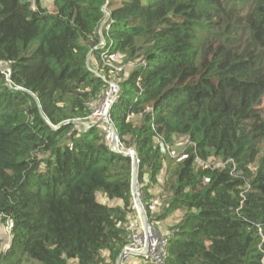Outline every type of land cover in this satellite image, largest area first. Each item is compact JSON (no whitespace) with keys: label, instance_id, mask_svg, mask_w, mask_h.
I'll return each instance as SVG.
<instances>
[{"label":"trees","instance_id":"16d2710c","mask_svg":"<svg viewBox=\"0 0 264 264\" xmlns=\"http://www.w3.org/2000/svg\"><path fill=\"white\" fill-rule=\"evenodd\" d=\"M35 3L0 0V264H117L129 149L149 224L183 212L161 232L165 264H264V0ZM119 54L137 64L109 109L116 150L106 122H85Z\"/></svg>","mask_w":264,"mask_h":264},{"label":"built area","instance_id":"2783aa9c","mask_svg":"<svg viewBox=\"0 0 264 264\" xmlns=\"http://www.w3.org/2000/svg\"><path fill=\"white\" fill-rule=\"evenodd\" d=\"M0 71L5 75L6 84L11 87L12 84L9 78L10 69L7 66L0 65ZM119 92V84L109 81L105 94L103 95L102 99L92 107V112L87 118L102 120L109 125V122H111L109 109L111 103L117 97ZM110 130L111 137L114 135L116 139V146H112V148L119 150L121 144L119 142L118 135L116 132H112L111 127ZM127 152L133 154L131 149H129ZM219 165L222 166L223 164L221 163ZM133 208L136 212L132 216V220H129L126 224V228L128 230V242L121 249L117 258V264H125L132 255L141 256L145 261H151L154 262V264H165L168 255V234L157 231L149 223L144 226L134 203ZM12 227L13 221L11 219H4L2 216H0V253L3 252L9 245L12 237Z\"/></svg>","mask_w":264,"mask_h":264},{"label":"rangeland","instance_id":"374dc122","mask_svg":"<svg viewBox=\"0 0 264 264\" xmlns=\"http://www.w3.org/2000/svg\"><path fill=\"white\" fill-rule=\"evenodd\" d=\"M36 0H32V8H36ZM41 5L43 7H46L50 12L53 11V5H52V0H41ZM106 26V20L102 22V26L101 28L99 27V34L104 30V27ZM103 39L102 42L98 44L97 48H101L104 43H103ZM114 61H110L107 62V66L110 68L109 69V81L111 82H115L117 84H119L120 78H124L127 73L132 70V68L137 64L136 60L134 61H130V62H125L123 60V56L121 54L114 56L113 57ZM96 62L95 60L92 59L91 55H89V60H88V66L91 67L95 72H97L98 67H96ZM98 103V102H97ZM97 103H93L94 105H96ZM135 121L139 120V116H135L133 117ZM87 122H93V119H86ZM109 137V136H108ZM109 139L111 140V137H109ZM185 142L183 139H179L176 143H174L169 149L171 154L176 157V156H180L182 155V152L185 148ZM164 150V148H163ZM100 199H103L102 197H100ZM164 196L162 195H157L156 196V207L155 209L158 210L160 212L161 210V206L162 204H164ZM182 211L178 210L176 211L173 215L168 216L165 220H163L161 223L160 222H156L154 224L155 228H157V231L161 232L160 230H166L169 229V227H171L172 225H174L182 216ZM167 225H165L164 224ZM132 262H138L139 264H143L145 263V260H143V258H138L133 256L131 258ZM31 264H34L33 262ZM129 264V263H128Z\"/></svg>","mask_w":264,"mask_h":264},{"label":"water","instance_id":"95a60500","mask_svg":"<svg viewBox=\"0 0 264 264\" xmlns=\"http://www.w3.org/2000/svg\"><path fill=\"white\" fill-rule=\"evenodd\" d=\"M102 122V120H99ZM109 125L111 126L112 132L115 133V129L111 122H109ZM116 146V139L114 135L111 137V147ZM125 154L129 155L132 159V173H131V193H132V199L133 203L137 208V211L139 213L141 222L144 226H146L149 221L147 219L145 209L140 201V196L138 195V185H137V160L134 156V154H131L129 152H125Z\"/></svg>","mask_w":264,"mask_h":264},{"label":"crops","instance_id":"0c3cea01","mask_svg":"<svg viewBox=\"0 0 264 264\" xmlns=\"http://www.w3.org/2000/svg\"><path fill=\"white\" fill-rule=\"evenodd\" d=\"M162 182V179H160V181H159V183H161ZM158 190H160V186L159 187H157L156 189H154V191H158ZM118 203V201L117 200H113L112 202H111V204H117ZM164 224H165V222H164ZM166 225V224H165ZM167 226V225H166ZM161 232H166V230H160ZM131 264H139L138 262H132L131 261Z\"/></svg>","mask_w":264,"mask_h":264},{"label":"clouds","instance_id":"9594fccd","mask_svg":"<svg viewBox=\"0 0 264 264\" xmlns=\"http://www.w3.org/2000/svg\"><path fill=\"white\" fill-rule=\"evenodd\" d=\"M111 127V126H110Z\"/></svg>","mask_w":264,"mask_h":264}]
</instances>
